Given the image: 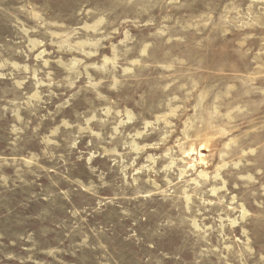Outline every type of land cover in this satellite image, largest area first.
<instances>
[{"label": "rangeland", "instance_id": "1", "mask_svg": "<svg viewBox=\"0 0 264 264\" xmlns=\"http://www.w3.org/2000/svg\"><path fill=\"white\" fill-rule=\"evenodd\" d=\"M0 264H264V0H0Z\"/></svg>", "mask_w": 264, "mask_h": 264}]
</instances>
